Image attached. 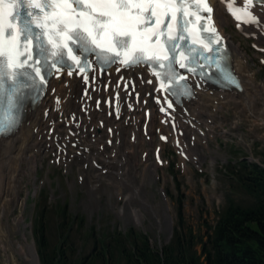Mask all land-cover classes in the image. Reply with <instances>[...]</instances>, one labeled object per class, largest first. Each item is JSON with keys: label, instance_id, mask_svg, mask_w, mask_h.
<instances>
[{"label": "rangeland", "instance_id": "rangeland-1", "mask_svg": "<svg viewBox=\"0 0 264 264\" xmlns=\"http://www.w3.org/2000/svg\"><path fill=\"white\" fill-rule=\"evenodd\" d=\"M227 30L246 50L250 74L256 82L264 84V50L254 38L237 30L234 23ZM229 106L218 111L213 135L201 125L208 134L209 145H203L204 140L200 143L205 155L202 164L186 159L185 171L180 164L182 156L171 142L166 143L163 153L167 164L162 166L153 152L149 153L151 161L159 165L158 174L149 173L141 197L132 200L142 214V224L133 218L132 208L114 191L108 176L102 177L91 196L89 186L80 178L78 163L67 169L55 161V151L39 156L37 170L25 164L18 195L13 193L14 200L5 215L0 216V264H31L25 255L18 253V242L25 245L26 253H29L27 244L34 245L42 264L38 250L41 232L45 234L50 255L63 249L67 264H81L84 258V264H126V253L141 246L145 237L157 248L168 244L174 236L193 235L197 240L195 248L201 253L202 243L217 223L227 194L240 202L250 201L230 175L234 166L244 158L264 165L261 103H257L256 116L250 115L241 104ZM155 137L160 140L158 132ZM149 148L146 142L144 151L149 152ZM124 185L133 191L130 185ZM19 217L23 218L20 223ZM171 217L173 225L169 223ZM102 249L105 256L100 253Z\"/></svg>", "mask_w": 264, "mask_h": 264}, {"label": "bare ground", "instance_id": "bare-ground-1", "mask_svg": "<svg viewBox=\"0 0 264 264\" xmlns=\"http://www.w3.org/2000/svg\"><path fill=\"white\" fill-rule=\"evenodd\" d=\"M210 3L215 25L223 32L230 50V65L242 77L243 90H219L193 80V98L177 105L163 94L154 93L158 83L142 66L129 70L117 66L102 74L93 70L87 80L78 72L72 75L67 74L68 70L55 72L45 96L38 104L28 107L21 126L0 140V216L5 215L14 200L13 193L20 190L24 165L37 170L39 156L55 151V161L67 169L78 163L80 178L89 186L91 196L102 177L108 176L114 191L132 208L133 218L142 224V214L132 200L135 196L141 197L149 173L158 174V163L149 157L151 151L154 156L160 154L163 158L166 143L171 142L180 153H188L187 159L200 165L205 158L200 143L204 140L203 145L209 146L208 134L201 125L213 135L215 117L225 105L241 104L250 115L256 116L255 109L260 102L259 112L264 116V84L256 82L250 74L246 50L227 30L233 22L226 13L228 1L210 0ZM251 10L261 23L244 26L240 32L254 38L261 46L264 4L253 3ZM156 97H164L171 107L164 105V112L159 111ZM144 100H147L146 105ZM147 108L152 109L149 119L144 114ZM261 120L264 123V119ZM157 132L165 134L166 139L157 141ZM146 142L150 145L149 152L144 151ZM167 163L164 159L161 165ZM180 164L185 171L188 169L183 157ZM124 184L130 185L133 191L124 188ZM166 206L169 214L168 200ZM17 220L20 223L23 218ZM169 223L173 225L172 217ZM17 245L18 253L25 255L31 264H40L34 245L27 244L29 253L23 243Z\"/></svg>", "mask_w": 264, "mask_h": 264}, {"label": "snow or ice", "instance_id": "snow-or-ice-1", "mask_svg": "<svg viewBox=\"0 0 264 264\" xmlns=\"http://www.w3.org/2000/svg\"><path fill=\"white\" fill-rule=\"evenodd\" d=\"M194 2L196 11L189 12L188 0H0V114L6 117L0 119V135L18 123L9 113L18 107L22 89L43 85L42 69L57 64L68 68V75L78 66L85 80L90 63L143 64L172 95L190 96L176 65L195 73L203 60L214 65L218 78L239 87L224 50L213 47L220 37L212 26V8L207 0ZM253 3L264 0H246L243 8L230 2L228 8L237 20L259 26ZM189 16L196 17L192 29Z\"/></svg>", "mask_w": 264, "mask_h": 264}, {"label": "trees", "instance_id": "trees-1", "mask_svg": "<svg viewBox=\"0 0 264 264\" xmlns=\"http://www.w3.org/2000/svg\"><path fill=\"white\" fill-rule=\"evenodd\" d=\"M230 175L250 201L240 202L227 194L217 223L202 243L201 253L195 248L197 240L193 235L174 236L168 244L157 248L145 237L141 246L126 253V264H264V166L244 158ZM38 243L42 264H67L63 249L56 250L54 255L46 250L44 232L40 233ZM100 253L105 256L103 249ZM85 261L86 258L82 259L81 264Z\"/></svg>", "mask_w": 264, "mask_h": 264}, {"label": "water", "instance_id": "water-1", "mask_svg": "<svg viewBox=\"0 0 264 264\" xmlns=\"http://www.w3.org/2000/svg\"><path fill=\"white\" fill-rule=\"evenodd\" d=\"M259 164H261L260 162H258ZM262 165V164H261ZM33 244H34V242H32ZM35 252H37V251H35ZM37 254V253H36ZM37 258H38V254H37Z\"/></svg>", "mask_w": 264, "mask_h": 264}]
</instances>
